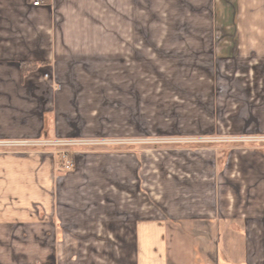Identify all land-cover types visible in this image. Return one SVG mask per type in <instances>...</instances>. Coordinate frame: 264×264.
Instances as JSON below:
<instances>
[{"label": "crops", "instance_id": "obj_1", "mask_svg": "<svg viewBox=\"0 0 264 264\" xmlns=\"http://www.w3.org/2000/svg\"><path fill=\"white\" fill-rule=\"evenodd\" d=\"M136 4L0 0V141L97 132L87 113L78 116L75 96L82 91L86 110L106 65L117 80L123 65L138 61ZM217 28L200 23L186 31L202 39ZM27 62L34 66L25 72ZM0 147V264H40L26 260L23 241L31 239L53 242L44 253L35 245L45 264L57 256L63 264H112L109 241H119L114 255L128 264H264L262 153H230L224 167L215 154L208 168L201 160L168 173L160 210L138 202L137 173L113 156L79 152L65 171L51 154ZM78 239L100 245L84 251L71 243Z\"/></svg>", "mask_w": 264, "mask_h": 264}, {"label": "rangeland", "instance_id": "obj_2", "mask_svg": "<svg viewBox=\"0 0 264 264\" xmlns=\"http://www.w3.org/2000/svg\"><path fill=\"white\" fill-rule=\"evenodd\" d=\"M136 6L138 61L123 65L117 80L113 65H106L99 95H92L86 110L80 104L82 91L75 96L78 116L86 120L88 114L97 132L72 139L93 142L0 146L51 154L62 170L63 150L113 156L137 173V187L144 190L138 202L149 200L161 210L160 191L168 173L201 160L208 168L215 154L222 167L230 153L264 155V0H137ZM200 23L215 25L218 31L194 38L198 33L186 30ZM146 178L153 193L145 192ZM23 242L26 260L45 264L46 258L40 262L34 251L40 241ZM71 243L84 251L100 245L86 239ZM118 243L109 241L106 258L128 264L114 255ZM40 244L43 253L53 247L49 240ZM54 260L63 264L62 256Z\"/></svg>", "mask_w": 264, "mask_h": 264}, {"label": "built area", "instance_id": "obj_3", "mask_svg": "<svg viewBox=\"0 0 264 264\" xmlns=\"http://www.w3.org/2000/svg\"><path fill=\"white\" fill-rule=\"evenodd\" d=\"M48 2V0H32V4L35 6L42 5L44 3ZM68 142L72 145H85L90 144L93 142L91 139H50V140H42V139H33V140H22V141H0V145L6 144V145H12V144H21V145H44V144H51V143H62L66 144ZM67 144V145H69ZM77 151L75 149L72 150H63L61 153L62 162H63V168L67 171L72 170L75 165V160L77 156Z\"/></svg>", "mask_w": 264, "mask_h": 264}, {"label": "trees", "instance_id": "obj_4", "mask_svg": "<svg viewBox=\"0 0 264 264\" xmlns=\"http://www.w3.org/2000/svg\"><path fill=\"white\" fill-rule=\"evenodd\" d=\"M32 66H34V64H32V63H24L23 64V70L25 71V72H27L29 69H31L32 68ZM49 264V263H48Z\"/></svg>", "mask_w": 264, "mask_h": 264}]
</instances>
